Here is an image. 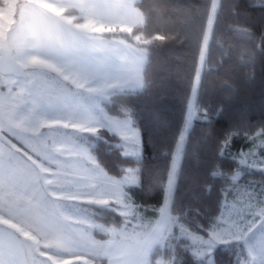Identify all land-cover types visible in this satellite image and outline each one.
<instances>
[{"label":"rangeland","instance_id":"rangeland-1","mask_svg":"<svg viewBox=\"0 0 264 264\" xmlns=\"http://www.w3.org/2000/svg\"><path fill=\"white\" fill-rule=\"evenodd\" d=\"M87 1L5 0L0 6V56L12 53L23 70L20 76L0 74V158L14 155L25 174L40 173L51 181L50 191L56 195L50 199L64 206L62 218L75 225L79 247L68 248L63 225L39 211L17 216L14 205L5 201L9 206L3 213L7 216L0 213V219L28 234L31 248L38 254L36 264H97L96 259L113 264V252L120 264H173L171 256L160 254L153 259L152 255L156 249H173L180 239L188 241L197 259L209 264H214L212 253L218 244L240 242L245 249L241 264H250L256 249L249 255L248 241L258 246L264 221L263 180L240 182L243 172L236 171L232 176L234 195L223 202L207 235L191 231L170 212L186 136L198 115L199 81L220 0H213L187 119L175 149L165 201L155 218L145 217L128 192L139 183L137 170L129 168L120 178L109 175L85 142L97 129L106 128L121 138L123 153L131 151L124 148L131 122L138 133L139 155L127 156L142 157L140 131L131 119L111 115L102 105L112 94L132 90L122 82L116 84L123 80L119 69L129 56L124 39L109 34L133 29L129 21L117 19L121 13L116 11L134 0ZM71 9L78 11L69 15ZM79 38L94 43L76 45ZM133 39L139 42L140 35ZM100 64L108 65L100 72ZM28 89L42 94L41 114L36 120L32 119L30 98H24ZM17 114L19 119H15ZM53 141L56 143L49 151ZM238 161L248 170L264 173L263 131L253 136V144L240 152ZM85 173L106 178V186L98 187L95 179L87 186L80 185L77 181ZM86 203L117 211L125 223L115 227L96 221ZM95 232L107 236L99 238Z\"/></svg>","mask_w":264,"mask_h":264},{"label":"trees","instance_id":"trees-1","mask_svg":"<svg viewBox=\"0 0 264 264\" xmlns=\"http://www.w3.org/2000/svg\"><path fill=\"white\" fill-rule=\"evenodd\" d=\"M4 4L0 0V6ZM135 5L144 24L108 34L147 49L144 86L112 94L102 105L111 115L131 119L140 131L142 157L125 155L121 138L106 128L97 129L85 142L109 175L120 178L129 168L137 170L139 183L128 192L145 217L155 218L165 201L187 119L213 0H137ZM137 35L139 42L133 39ZM196 107L170 212L191 231L207 235L223 202L234 195L236 171L243 172L240 182L264 181L263 172L248 170L238 161L240 152L253 144V136L264 132V0L219 1ZM85 205L106 226L125 223V217L113 209ZM244 250L237 241L220 243L212 253L214 264H241ZM160 254L173 257V264H209L195 257L185 239L173 249H156L152 258Z\"/></svg>","mask_w":264,"mask_h":264},{"label":"snow or ice","instance_id":"snow-or-ice-1","mask_svg":"<svg viewBox=\"0 0 264 264\" xmlns=\"http://www.w3.org/2000/svg\"><path fill=\"white\" fill-rule=\"evenodd\" d=\"M25 99L31 100L32 119L36 120L41 114L43 105L42 94L33 89H28ZM13 102H16L15 99ZM20 114H17L15 119H19ZM56 141H53L54 147ZM124 148H130L131 151H125V155H139V139L138 133L129 122V127L126 129V137ZM22 165L15 156L0 158V213L9 205L5 201H10L14 205V210L17 216H24L27 213L36 210L41 212L46 219H54L55 223L63 225V228L68 236L67 246L70 249L79 247V240L76 236V227L72 223L66 222L62 218L64 210L63 205H58L56 201L50 199L55 196L54 191H50L51 181H48L45 176L40 173L32 175L25 174L21 170ZM96 180L97 186L104 188L106 186V178H97L85 173L84 176L77 181L82 186L89 185L92 180ZM7 216V213H3ZM261 240L258 246L253 247L249 243V255H252V249H256V255H252L250 264H264V221L260 225ZM113 264H120L119 258L112 253ZM258 258V259H257ZM38 254L31 248L28 234L17 228L8 225L0 224V264H36Z\"/></svg>","mask_w":264,"mask_h":264},{"label":"crops","instance_id":"crops-1","mask_svg":"<svg viewBox=\"0 0 264 264\" xmlns=\"http://www.w3.org/2000/svg\"><path fill=\"white\" fill-rule=\"evenodd\" d=\"M85 1L88 2L87 0ZM136 2L137 0L130 1L129 3L131 4H129V6H123L122 8H118L116 11L117 13H121L117 19L123 20L126 23L127 21H129V23L127 24H130L131 28L135 26H140L144 23V16L142 12L136 7L135 5ZM47 6L52 7L53 5L51 6L50 4H48ZM53 8L56 9L57 6L55 7L54 5ZM71 10L76 11L75 13H77L78 11L77 9H71ZM75 13H69V15L75 14ZM66 17H69V16L66 15ZM122 39H124V43H125L124 48L128 50L127 55L129 56V60L127 61V63H124L123 65H121L119 69L120 71L119 73H120L121 79L123 80L119 81L116 84H120L122 82L121 84L123 86H126L129 89L139 90L144 86V68H145V64L147 61L148 51L146 48L138 46L135 43L130 42L125 38H122ZM79 40L80 38L76 40L77 41L76 45L77 44L79 45L88 44L89 41H91L92 44L94 43L92 39L87 41L86 38H81V41ZM107 65L108 64H105V65L100 64L97 67L99 71L101 72L102 69H105ZM0 224L8 225L9 222H6L0 219ZM11 226L15 228L13 224H11Z\"/></svg>","mask_w":264,"mask_h":264},{"label":"water","instance_id":"water-1","mask_svg":"<svg viewBox=\"0 0 264 264\" xmlns=\"http://www.w3.org/2000/svg\"><path fill=\"white\" fill-rule=\"evenodd\" d=\"M22 73V66L12 53L2 52L0 56V74L20 76Z\"/></svg>","mask_w":264,"mask_h":264}]
</instances>
